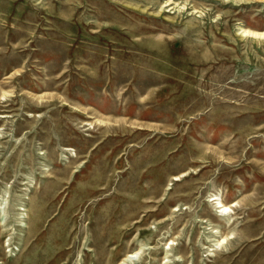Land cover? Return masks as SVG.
I'll use <instances>...</instances> for the list:
<instances>
[{
	"label": "rangeland",
	"instance_id": "1",
	"mask_svg": "<svg viewBox=\"0 0 264 264\" xmlns=\"http://www.w3.org/2000/svg\"><path fill=\"white\" fill-rule=\"evenodd\" d=\"M254 31L264 0H0V264H264Z\"/></svg>",
	"mask_w": 264,
	"mask_h": 264
},
{
	"label": "bare ground",
	"instance_id": "2",
	"mask_svg": "<svg viewBox=\"0 0 264 264\" xmlns=\"http://www.w3.org/2000/svg\"><path fill=\"white\" fill-rule=\"evenodd\" d=\"M250 31V30H249ZM254 33L255 34H257V35H263L264 34V31H254ZM218 198H214V200H217ZM218 205H219V207H222L223 208V211H229L230 210V207L229 206H227V205H225L222 201H219V203H218ZM133 256H135V255H129V257L130 258H132Z\"/></svg>",
	"mask_w": 264,
	"mask_h": 264
}]
</instances>
